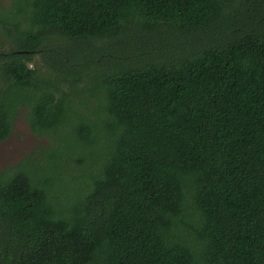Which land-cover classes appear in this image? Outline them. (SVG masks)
I'll return each mask as SVG.
<instances>
[{"label": "trees", "instance_id": "obj_1", "mask_svg": "<svg viewBox=\"0 0 264 264\" xmlns=\"http://www.w3.org/2000/svg\"><path fill=\"white\" fill-rule=\"evenodd\" d=\"M0 33V141L23 108L52 143L0 169V264H264V0H13Z\"/></svg>", "mask_w": 264, "mask_h": 264}, {"label": "rangeland", "instance_id": "obj_2", "mask_svg": "<svg viewBox=\"0 0 264 264\" xmlns=\"http://www.w3.org/2000/svg\"><path fill=\"white\" fill-rule=\"evenodd\" d=\"M13 0H0V4L10 5ZM65 46V43L62 42ZM10 45V41L6 39L0 33V49H8ZM93 49H96L95 47ZM95 55H97V51L95 50ZM37 61L40 65H42L41 57L39 53L36 56ZM85 63L81 66L85 70V81L83 84L86 85L88 82V86L92 87L95 84L91 75H93L92 71H89L88 63H91V60H83ZM32 62L30 64L33 65ZM88 72V73H87ZM26 111L21 108L18 116L15 118L14 130L11 135L4 141H0V169H5L10 166H14L19 161H21L24 157L35 154L38 150L39 146L43 145H51V140L49 136H36L30 129L26 119H25Z\"/></svg>", "mask_w": 264, "mask_h": 264}]
</instances>
